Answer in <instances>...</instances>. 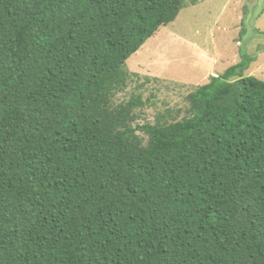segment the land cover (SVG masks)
<instances>
[{"label": "trees", "instance_id": "obj_1", "mask_svg": "<svg viewBox=\"0 0 264 264\" xmlns=\"http://www.w3.org/2000/svg\"><path fill=\"white\" fill-rule=\"evenodd\" d=\"M187 5L0 0V264H264L255 56L178 119L115 102L127 60Z\"/></svg>", "mask_w": 264, "mask_h": 264}, {"label": "rangeland", "instance_id": "obj_2", "mask_svg": "<svg viewBox=\"0 0 264 264\" xmlns=\"http://www.w3.org/2000/svg\"><path fill=\"white\" fill-rule=\"evenodd\" d=\"M186 1L176 20L126 62L131 76L115 102L140 95V124L159 114L180 118L186 96L235 65L240 53L255 56L245 75L264 81V0Z\"/></svg>", "mask_w": 264, "mask_h": 264}]
</instances>
